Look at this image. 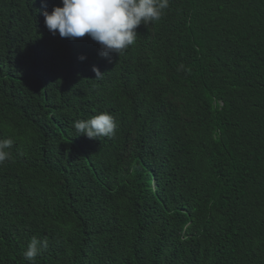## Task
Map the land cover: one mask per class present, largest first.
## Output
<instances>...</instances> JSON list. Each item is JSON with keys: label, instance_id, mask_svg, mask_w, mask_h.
<instances>
[{"label": "trees", "instance_id": "16d2710c", "mask_svg": "<svg viewBox=\"0 0 264 264\" xmlns=\"http://www.w3.org/2000/svg\"><path fill=\"white\" fill-rule=\"evenodd\" d=\"M54 6L0 0V264H264V0H169L110 60Z\"/></svg>", "mask_w": 264, "mask_h": 264}, {"label": "clouds", "instance_id": "9594fccd", "mask_svg": "<svg viewBox=\"0 0 264 264\" xmlns=\"http://www.w3.org/2000/svg\"><path fill=\"white\" fill-rule=\"evenodd\" d=\"M63 6L43 10L44 23L53 35L61 38L90 37L100 45L99 55L110 60L112 54L122 55L135 44L140 25L158 22L169 8V0H62ZM81 61L86 56L79 57ZM184 69L181 64L179 70ZM96 79L102 78L100 69L93 66ZM118 127L116 118L103 112L86 120L74 122L79 136L89 139L112 138ZM12 139L0 140V165L11 158ZM48 247L47 238L33 236L23 253L29 264H36L37 256Z\"/></svg>", "mask_w": 264, "mask_h": 264}]
</instances>
